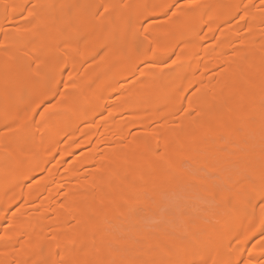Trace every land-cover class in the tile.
Here are the masks:
<instances>
[{
  "label": "bare ground",
  "instance_id": "obj_1",
  "mask_svg": "<svg viewBox=\"0 0 264 264\" xmlns=\"http://www.w3.org/2000/svg\"><path fill=\"white\" fill-rule=\"evenodd\" d=\"M0 264H264V0H0Z\"/></svg>",
  "mask_w": 264,
  "mask_h": 264
}]
</instances>
